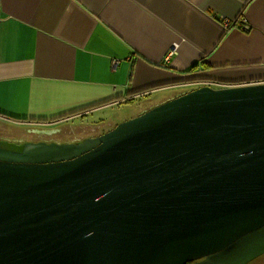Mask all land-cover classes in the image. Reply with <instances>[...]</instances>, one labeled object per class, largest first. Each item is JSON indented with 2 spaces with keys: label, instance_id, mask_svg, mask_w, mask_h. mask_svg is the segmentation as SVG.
I'll use <instances>...</instances> for the list:
<instances>
[{
  "label": "water",
  "instance_id": "water-1",
  "mask_svg": "<svg viewBox=\"0 0 264 264\" xmlns=\"http://www.w3.org/2000/svg\"><path fill=\"white\" fill-rule=\"evenodd\" d=\"M264 254V83L199 87L80 143L0 139V264Z\"/></svg>",
  "mask_w": 264,
  "mask_h": 264
},
{
  "label": "crops",
  "instance_id": "crops-1",
  "mask_svg": "<svg viewBox=\"0 0 264 264\" xmlns=\"http://www.w3.org/2000/svg\"><path fill=\"white\" fill-rule=\"evenodd\" d=\"M197 80L264 83V0H0L3 126L80 143Z\"/></svg>",
  "mask_w": 264,
  "mask_h": 264
},
{
  "label": "rangeland",
  "instance_id": "rangeland-1",
  "mask_svg": "<svg viewBox=\"0 0 264 264\" xmlns=\"http://www.w3.org/2000/svg\"><path fill=\"white\" fill-rule=\"evenodd\" d=\"M121 110H122L121 113H122L123 117H129L126 120H129L133 117H136L134 114L135 111L132 109H125L124 110V108H121ZM110 111H112V110H110ZM126 120H124V121H126ZM124 121H122V122H124ZM120 123H118V124H120ZM90 124H92V123H90ZM74 126H71V128ZM85 126L86 127L83 128L84 130L83 129L81 130L80 128L75 127V129H76L75 134H69V135L63 134V135H59L58 137H53L52 139H50V138H46V139H49L51 141L61 140L62 142H65V140H70V139H75V138H77V139L83 138L84 139L85 137H87L89 135L100 134V132H98V131L92 132L89 124H87ZM105 126L107 127L108 125L105 124ZM3 129H5V130H3ZM72 129H74V128H72ZM0 137H6L8 139H15V140L16 139H18V140L22 139L24 141H38V140H41L42 136L41 135L36 136V135L27 134L25 128H23V127H21V128H14L13 126L6 127L0 123ZM248 264H264V254L257 257L256 259L252 260Z\"/></svg>",
  "mask_w": 264,
  "mask_h": 264
},
{
  "label": "built area",
  "instance_id": "built-area-1",
  "mask_svg": "<svg viewBox=\"0 0 264 264\" xmlns=\"http://www.w3.org/2000/svg\"><path fill=\"white\" fill-rule=\"evenodd\" d=\"M174 51L170 52L169 55L173 54ZM117 62H115L114 67L116 65ZM194 88H199V87H211L214 89H224L229 87V85L227 84H222V83H215V82H210V81H205V80H197V82H195L193 84Z\"/></svg>",
  "mask_w": 264,
  "mask_h": 264
},
{
  "label": "flooded vegetation",
  "instance_id": "flooded-vegetation-1",
  "mask_svg": "<svg viewBox=\"0 0 264 264\" xmlns=\"http://www.w3.org/2000/svg\"><path fill=\"white\" fill-rule=\"evenodd\" d=\"M231 86H234V85H231ZM9 141H11V142H20V143H25V142H46V143H53V142H55V143H57L56 141H48V140H45V139H41V140H38V141H22V140H14V141L9 140ZM196 262H198V261L190 262L188 264H195Z\"/></svg>",
  "mask_w": 264,
  "mask_h": 264
}]
</instances>
